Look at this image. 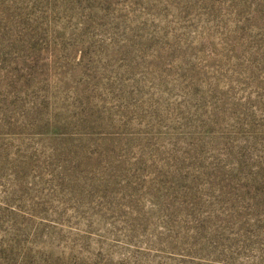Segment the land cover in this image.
Returning a JSON list of instances; mask_svg holds the SVG:
<instances>
[{
	"label": "rangeland",
	"instance_id": "rangeland-1",
	"mask_svg": "<svg viewBox=\"0 0 264 264\" xmlns=\"http://www.w3.org/2000/svg\"><path fill=\"white\" fill-rule=\"evenodd\" d=\"M0 264H264V0H0Z\"/></svg>",
	"mask_w": 264,
	"mask_h": 264
}]
</instances>
